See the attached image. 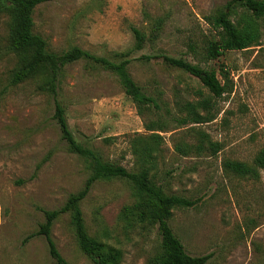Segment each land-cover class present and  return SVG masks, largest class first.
Returning a JSON list of instances; mask_svg holds the SVG:
<instances>
[{"label":"rangeland","instance_id":"374dc122","mask_svg":"<svg viewBox=\"0 0 264 264\" xmlns=\"http://www.w3.org/2000/svg\"><path fill=\"white\" fill-rule=\"evenodd\" d=\"M229 1L55 0L35 9L34 33L54 54L78 47L117 60L116 54L134 46L132 28L150 33L157 19L165 20L160 38L134 52L136 60L128 66L162 111L140 114L117 76L88 60L64 67L57 100L76 140L104 162L137 172L144 147L158 149L154 180L167 194L196 202L174 209L169 221L189 255L211 254L207 264H264V171L256 181L224 168L227 160L253 164L264 147V18L258 22L259 45L210 62L202 57L206 38L213 35L206 18ZM250 17L238 6L232 19L242 25ZM12 25L11 16L0 13V264H57L44 236L26 239L45 223L44 210L64 206L92 169L62 138L56 101L41 88L49 71L10 84L29 56L10 50ZM143 55L158 58L140 60ZM164 57L215 70L220 79L221 71H229L233 92L220 101L216 120L180 124L186 113L177 103L196 101L197 91L204 96L208 91ZM152 124L154 131L148 129ZM203 139L202 153L185 156L177 150ZM209 141L220 143L218 154L212 155ZM135 202V188L112 179L97 182L81 204L89 235L120 249L121 264H147L159 250L156 226L128 227L122 219L124 208ZM52 238L67 264H93L78 245L69 214L56 220Z\"/></svg>","mask_w":264,"mask_h":264},{"label":"trees","instance_id":"16d2710c","mask_svg":"<svg viewBox=\"0 0 264 264\" xmlns=\"http://www.w3.org/2000/svg\"><path fill=\"white\" fill-rule=\"evenodd\" d=\"M52 1L55 0H0V13L8 14L13 19L10 50L15 53L29 54L22 66L14 72L10 84L18 85L35 77L40 71H47V73L49 71V76L41 88L48 91L56 101L55 119L60 127L62 138L67 142L72 152L88 159L92 171L85 186L70 195L64 206L56 210H44L45 223L40 226L37 232L30 234L26 240L44 236L50 256L57 264H67L52 238V228L61 215L69 214L78 245L93 264H121L123 252L120 249L89 235L81 209L82 202L88 197L97 182L121 179L129 182L136 191V202L124 208L122 219L128 227L143 224L151 227L156 226L158 229L161 239L159 250L148 260L147 264H207L211 259V254L198 257L189 255L170 226L169 221L174 209L191 208L195 206L196 202L183 196L167 194L163 186L158 185L154 180L156 175H152V171L158 165V157L155 155L158 149L153 146L144 147L137 172L130 171L118 164L104 162L97 152L76 140L66 117V109L57 100L64 67L79 60H88L117 76L126 95L137 105L140 114H143V111H162L159 100L146 93L137 84L129 74L128 66L133 60H136L132 57L134 52L143 49L147 42L157 41L160 38L165 20L157 19L150 33L132 28L135 38L134 46L125 52L116 54L117 60L98 57L78 47L62 54H54L47 50V41L34 33L35 9ZM238 6L251 14L250 19L242 25L235 23L232 19ZM262 18H264V0H230L225 7L206 18V21L212 26L213 35L206 38L202 52L203 60L210 62L226 52L244 51L259 45L261 32L258 22ZM157 58L143 55L139 59L150 61ZM163 59L166 63L196 77L208 91V96L197 91L198 99L196 101L177 103L179 110L186 113L183 118L179 119L180 124L185 126L202 125L216 120L220 101L233 92L234 86L229 79V71H221L220 79L215 70L203 68L201 65H194L171 57ZM154 128V124L148 127L150 131H154ZM208 149L212 155H216L221 150V145L209 141ZM177 150L186 156L193 150L196 153H202L206 147L203 139L196 147L181 144L177 146ZM224 168L236 176L260 180L261 171H264V147L257 153L253 164L227 160L224 162Z\"/></svg>","mask_w":264,"mask_h":264}]
</instances>
